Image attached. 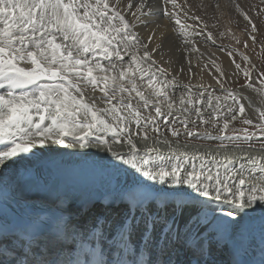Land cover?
I'll use <instances>...</instances> for the list:
<instances>
[{
    "label": "snow or ice",
    "instance_id": "6c2138e0",
    "mask_svg": "<svg viewBox=\"0 0 264 264\" xmlns=\"http://www.w3.org/2000/svg\"><path fill=\"white\" fill-rule=\"evenodd\" d=\"M208 7L0 0V264H264V0Z\"/></svg>",
    "mask_w": 264,
    "mask_h": 264
},
{
    "label": "rangeland",
    "instance_id": "374dc122",
    "mask_svg": "<svg viewBox=\"0 0 264 264\" xmlns=\"http://www.w3.org/2000/svg\"><path fill=\"white\" fill-rule=\"evenodd\" d=\"M194 3L191 2V4L194 6V7H197V2L196 0H192ZM228 1V5H224L225 7H227V10L228 12L230 13L229 15V18L231 17L233 22H229L226 20L225 17V14H229L228 12L226 13V10H223V12H225V14L223 15H220L219 12H215L213 9L211 10V15H210V19H209V30L213 32L214 35H216L218 32H224L226 31V29H231L233 33H235V35L241 37L242 39H245L246 37L243 36L242 34V29L244 27V21H243V18L240 17V16H236L234 15L230 8H229V3H230V0H226ZM244 4H243V2ZM221 2V1H219ZM242 2V6H246L248 5L249 3H257L258 0H246L247 3H245V0H241ZM222 3V2H221ZM253 17L255 18V14L253 13ZM208 20V19H207ZM235 21H239V25H237V23ZM213 24H216V27L213 28L212 25ZM257 26L259 28V33L257 34V39L258 40H264V19H261V20H257ZM239 29V31L237 30ZM218 42L227 47V46H230V45H234L235 44V41L234 40H231L230 38H224V39H221V40H218ZM249 44H250V48L249 49H244L243 47H241L240 45H236V47L240 48V51H243V52H246L253 60V62L257 65L258 68H260L262 71H264V52H261L260 50V46L259 44L256 46V49L255 51H252L251 50V42L249 41ZM225 59V60H224ZM223 62H227L226 64H228V66L226 64L223 63L224 67L226 66V68L229 67V58L227 57V55L225 54L224 58H223ZM167 134V133H166ZM180 139L184 140V137L182 136ZM193 142H197V143H205V144H215L214 141H211V140H208V141H204V140H197V141H193Z\"/></svg>",
    "mask_w": 264,
    "mask_h": 264
},
{
    "label": "bare ground",
    "instance_id": "6f19581e",
    "mask_svg": "<svg viewBox=\"0 0 264 264\" xmlns=\"http://www.w3.org/2000/svg\"><path fill=\"white\" fill-rule=\"evenodd\" d=\"M219 1H221V2H219V4H220V6H221V9H222V11L223 10H226V13L228 12V10H227V7H225L224 5H228V1H226V0H219ZM251 1V0H250ZM189 2H190V4H191V2L192 3H194L192 0H189ZM196 2H197V7L198 6H202V5H206V4H212V3H215V0H196ZM243 2V1H242ZM241 2V3H242ZM245 3H247L246 2V0H245ZM194 4H196V3H194ZM243 4H244V2H243ZM242 4V5H243ZM245 5V4H244ZM194 9H195V7H194ZM211 10H212V8L211 7H208L207 9H206V11H207V15H205L204 16V19L209 23V19H210V15H211ZM224 14H225V12H223ZM229 13V12H228ZM197 14H200V13H197ZM229 15H230V13L229 14H225V16H227V17H225L226 18V20L227 21H229V22H233V20H232V18L230 17L229 18ZM208 19V20H207ZM189 23H191V21H189ZM210 25V24H209ZM237 30V29H236ZM237 31H239V29L237 30ZM197 39H203V37H197ZM221 46V44L217 41V44L216 45H212L211 44V42H209L208 43V45H207V47L210 49V50H212V51H217V49L219 48ZM219 56H220V60L223 62V58H224V56H225V54L224 53H220V52H218L217 53ZM225 60V59H224ZM224 63V62H223ZM227 62H225L224 64H226ZM227 66H228V64H226ZM224 66V65H223ZM226 67V66H225ZM214 71V70H213ZM204 79L205 80H210L211 79V77L208 75V71L206 70L205 71V73H204ZM210 147H213L214 148V146H210Z\"/></svg>",
    "mask_w": 264,
    "mask_h": 264
}]
</instances>
